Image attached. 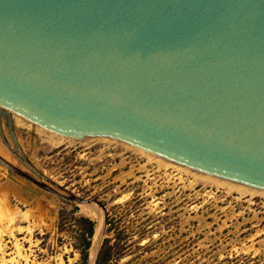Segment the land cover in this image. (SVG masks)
Listing matches in <instances>:
<instances>
[{
  "label": "water",
  "instance_id": "1",
  "mask_svg": "<svg viewBox=\"0 0 264 264\" xmlns=\"http://www.w3.org/2000/svg\"><path fill=\"white\" fill-rule=\"evenodd\" d=\"M14 115L264 190V0H0V138L38 179L0 168L105 211L49 185Z\"/></svg>",
  "mask_w": 264,
  "mask_h": 264
},
{
  "label": "rangeland",
  "instance_id": "2",
  "mask_svg": "<svg viewBox=\"0 0 264 264\" xmlns=\"http://www.w3.org/2000/svg\"><path fill=\"white\" fill-rule=\"evenodd\" d=\"M14 127L22 151L51 187L105 207L100 245L108 237L112 247L105 264H264L263 195L227 189L114 139L52 142L60 137L22 119ZM0 149L38 179L1 138ZM80 216L94 220L81 205L1 166L0 264H83L74 248Z\"/></svg>",
  "mask_w": 264,
  "mask_h": 264
},
{
  "label": "bare ground",
  "instance_id": "3",
  "mask_svg": "<svg viewBox=\"0 0 264 264\" xmlns=\"http://www.w3.org/2000/svg\"><path fill=\"white\" fill-rule=\"evenodd\" d=\"M18 118V119H22L30 124H32V126H38L36 125L34 122H31L29 120H26L25 118H23L22 116L20 115H14V121L15 119ZM40 127V126H39ZM53 134L55 136H58L60 137V139L57 141H55L54 137L53 140L51 139L52 142H60L61 140L64 141V139L66 138H73V139H79V138H74V137H71V136H66V135H62V134H58V133H55L53 132ZM53 136V135H52ZM96 138H105V139H111V138H107V137H96ZM49 140V139H48ZM113 140V139H112ZM115 140V139H114ZM71 141V140H70ZM118 141V140H117ZM51 142V143H52ZM119 142H122V141H119ZM124 144H127L125 142H122ZM20 144V143H19ZM53 144V143H52ZM56 144V143H55ZM129 145V144H127ZM130 146V145H129ZM135 148V147H134ZM138 149V148H137ZM1 150V149H0ZM141 150V149H140ZM144 151V150H143ZM2 152V151H1ZM145 153H147L149 156L151 157H154V158H157L159 157L158 159L161 160L163 163L165 164H172V165H175L179 168H186L188 169L189 171L192 170V173L193 174H196L197 176H202L203 178L205 177V179H211L213 181H215V183H219V185H224L226 186V188H230V189H237V191L239 190L241 193H245V192H248L250 194H261L264 196V190L263 189H259V188H253V187H250L248 185H245V184H240V183H236V182H233V181H230V180H226V179H222V178H218V177H215V176H212V175H209V174H206V173H203V172H200V171H196V170H193L191 168H188L186 166H182L178 163H174L166 158H162L160 156H157L156 155H153V154H150L149 152H146L144 151ZM5 155V154H4ZM9 159V158H8ZM198 176V177H199ZM210 180V181H211ZM54 186H52L53 188ZM56 188H59L55 185ZM54 187V189H55ZM227 188V189H228ZM229 189V190H230ZM58 190V189H56ZM61 193V192H60ZM67 194V193H65ZM81 205V208L82 210H84L85 212H87L88 214H90L91 216H93L94 218V221H95V227H94V233H93V236H92V245L90 246L89 248V263L92 264L93 260H94V257L96 255V251L98 249V246H99V243H100V240L102 238V235H103V231H104V218H105V214H104V210L102 209V207L98 206L96 203L94 202H88V203H84V204H80ZM0 236H1V233H0ZM1 260V259H0ZM1 262V261H0Z\"/></svg>",
  "mask_w": 264,
  "mask_h": 264
},
{
  "label": "trees",
  "instance_id": "4",
  "mask_svg": "<svg viewBox=\"0 0 264 264\" xmlns=\"http://www.w3.org/2000/svg\"><path fill=\"white\" fill-rule=\"evenodd\" d=\"M79 228H75V236H74V248L78 249L80 252V259L83 264L86 262L88 257L89 247L91 245L92 236L94 233L95 222L88 216H80L79 217ZM61 221V219H60ZM58 223V227L61 228V223ZM111 228H106V230H110ZM111 244H109V238L106 237L103 239L102 244L97 253V257L95 260V264H105L107 260L112 255Z\"/></svg>",
  "mask_w": 264,
  "mask_h": 264
}]
</instances>
